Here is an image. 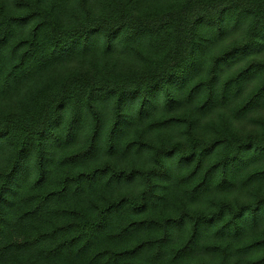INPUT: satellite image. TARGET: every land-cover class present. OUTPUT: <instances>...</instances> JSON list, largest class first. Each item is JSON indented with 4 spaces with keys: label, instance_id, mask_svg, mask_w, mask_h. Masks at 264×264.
I'll use <instances>...</instances> for the list:
<instances>
[{
    "label": "trees",
    "instance_id": "1",
    "mask_svg": "<svg viewBox=\"0 0 264 264\" xmlns=\"http://www.w3.org/2000/svg\"><path fill=\"white\" fill-rule=\"evenodd\" d=\"M0 264H264V0H0Z\"/></svg>",
    "mask_w": 264,
    "mask_h": 264
}]
</instances>
